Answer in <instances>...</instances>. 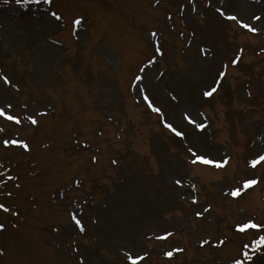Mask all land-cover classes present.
<instances>
[{"label":"rangeland","instance_id":"374dc122","mask_svg":"<svg viewBox=\"0 0 264 264\" xmlns=\"http://www.w3.org/2000/svg\"><path fill=\"white\" fill-rule=\"evenodd\" d=\"M0 108V264H235L264 222V0L0 5Z\"/></svg>","mask_w":264,"mask_h":264},{"label":"trees","instance_id":"16d2710c","mask_svg":"<svg viewBox=\"0 0 264 264\" xmlns=\"http://www.w3.org/2000/svg\"><path fill=\"white\" fill-rule=\"evenodd\" d=\"M13 4L19 8L22 12H26L27 9L15 3V0H0V5ZM76 136V135H75ZM29 149L24 151L23 155L18 158L17 156L11 157L10 154H5V157L0 160V215L1 213L8 214L11 218L15 216V205L11 202L10 197L14 194V191H22L23 185L27 183L29 174L25 173V167H28L32 162V155L29 154ZM27 165V166H26ZM11 208L13 213H10ZM250 231L258 232L254 236L253 240L249 243H243L240 255L236 259V264H264V244L258 245L256 242L264 237V223L260 224L259 229H253ZM226 241V238L224 239Z\"/></svg>","mask_w":264,"mask_h":264},{"label":"snow or ice","instance_id":"6c2138e0","mask_svg":"<svg viewBox=\"0 0 264 264\" xmlns=\"http://www.w3.org/2000/svg\"><path fill=\"white\" fill-rule=\"evenodd\" d=\"M7 2H8V0H5V3H7ZM15 3H16L17 5H19V6H21L22 8L27 9L29 6H36V7H39V6H41L42 4H49V3H52V0H15ZM221 14L223 15V12H221ZM55 15H56V14L53 13V16H55ZM254 18H255L256 20H260V19H261V17H259V16H254ZM229 19H231V20H235L236 17H235V16H230ZM80 23H81L80 20H77V21H76V24H77V25H79ZM242 26H243L244 28H247L250 32H256V31H257V29H256L255 27H251V26H250L249 24H247V23H244ZM153 35H155V34H153ZM236 62H238V61H234V63H236ZM5 83H11V82L5 77ZM217 90H218L217 87H211L210 90H206V91L203 93V95H204L205 97H212V96L214 95V93H215ZM144 99H145V100H148V96H147V95H144ZM173 99H175V98L173 97ZM149 107L151 108V110H152L153 112H157V113H159V112L161 111L160 108H158V107H154V106L152 105L151 101H149ZM4 114H5V113H4V110H3L2 108H0V116H3ZM7 119H8V120H16V123H19V120L16 119L14 116H8ZM32 123H36V121L33 120ZM166 127H168L170 130H172L173 132H175V135H176V136H178V137H182V136H183V133L180 132V131H176V130L172 127V125H171L170 123L166 124ZM203 127H204V125H201V131L203 130ZM12 143H15V141H13ZM189 152H191V154H192V163H193V164H197V163H199V164H202V165H210V164H213V162H214V158H212V159L206 158L205 154H199V155H197V151H194V150L191 149V148L189 149ZM261 161H264V156H260L259 159L253 160L252 167L255 168L256 165L259 164ZM215 166H216V167H221L222 165H221L220 163H217ZM176 183L179 184L180 181L177 180ZM256 183H257V181H256L255 179H249V180H247V181L244 183L243 187H244L245 189H247V188L253 186V185L256 184ZM240 194H241V189H239V188L236 189V190L233 192V195H234V196H239ZM206 210H207V209H206ZM198 215H201V213H198ZM76 223H77V225H80V221H79V220H77ZM250 227H257V226L253 224V225H250ZM0 230H3V225H0ZM80 230L83 231V227H82V226H81ZM256 243H257L258 245H262V244H264V237H262V238H261L260 240H258ZM167 255L171 257V256L173 255V253H172V252H168ZM129 259H131V257H129ZM132 264H137V261H136V260H132Z\"/></svg>","mask_w":264,"mask_h":264}]
</instances>
